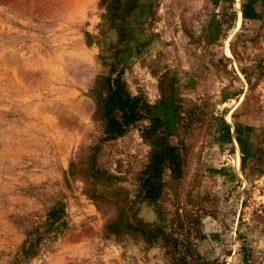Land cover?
Instances as JSON below:
<instances>
[{
  "label": "rangeland",
  "instance_id": "obj_1",
  "mask_svg": "<svg viewBox=\"0 0 264 264\" xmlns=\"http://www.w3.org/2000/svg\"><path fill=\"white\" fill-rule=\"evenodd\" d=\"M115 77L182 159L157 200ZM0 264H264V0H0Z\"/></svg>",
  "mask_w": 264,
  "mask_h": 264
},
{
  "label": "trees",
  "instance_id": "obj_2",
  "mask_svg": "<svg viewBox=\"0 0 264 264\" xmlns=\"http://www.w3.org/2000/svg\"><path fill=\"white\" fill-rule=\"evenodd\" d=\"M106 91L107 95L102 104V117L103 133L107 138L123 134L141 118L151 120L150 126L145 131L149 137L155 138L152 142L149 164L141 172L138 195L143 200H157L162 195L163 169L168 168L175 178L181 174L180 154L167 140V134L161 130L165 124L152 115L154 107L140 97L131 96L119 77L107 79Z\"/></svg>",
  "mask_w": 264,
  "mask_h": 264
}]
</instances>
